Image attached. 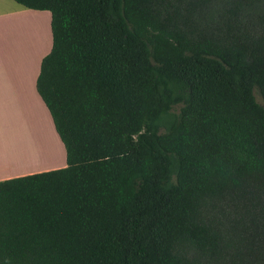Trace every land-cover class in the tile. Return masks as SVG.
Masks as SVG:
<instances>
[{
    "label": "trees",
    "instance_id": "1",
    "mask_svg": "<svg viewBox=\"0 0 264 264\" xmlns=\"http://www.w3.org/2000/svg\"><path fill=\"white\" fill-rule=\"evenodd\" d=\"M15 1L51 14L66 165L0 180V264L264 258V0Z\"/></svg>",
    "mask_w": 264,
    "mask_h": 264
},
{
    "label": "crops",
    "instance_id": "2",
    "mask_svg": "<svg viewBox=\"0 0 264 264\" xmlns=\"http://www.w3.org/2000/svg\"><path fill=\"white\" fill-rule=\"evenodd\" d=\"M46 11L29 8L15 0H0V180L66 165V156L65 161L59 163L56 159L31 162L29 159L36 157L34 151L37 148H30L32 142L27 136L28 127L24 129L22 126L23 122L29 124L36 121V115L40 114L45 119V112L49 113L36 90L41 59L50 51L52 44L51 14L47 15ZM42 14L47 19V27L45 30L42 28L38 37L32 38L30 42L27 27L24 31L17 28L19 19L23 15L43 17ZM33 53L36 54L34 58ZM37 109L39 112L35 114ZM49 116L46 115V119L52 121L50 113ZM13 133L20 135V138L13 139ZM24 154L32 156L25 158Z\"/></svg>",
    "mask_w": 264,
    "mask_h": 264
},
{
    "label": "rangeland",
    "instance_id": "3",
    "mask_svg": "<svg viewBox=\"0 0 264 264\" xmlns=\"http://www.w3.org/2000/svg\"><path fill=\"white\" fill-rule=\"evenodd\" d=\"M37 11H34V13ZM47 15L50 13L49 11H46ZM44 13V12H43ZM41 15V14H39ZM43 17L39 16H29L26 15L19 19V22L17 24V28L22 29L23 31L26 30L25 27H27L29 35H30V42L32 41V38L38 37L37 34H39L40 30L43 28V30L47 27V19H44V14H42ZM21 21V22H20ZM15 23L12 24V28ZM35 32V35L33 33ZM36 57V54L33 53V58ZM254 95L256 97V100L264 105V101L257 91V89H254ZM39 103H42L41 100H39ZM43 105V103H42ZM45 107V106H43ZM46 109V108H45ZM47 111V110H46ZM39 110H35L34 113L37 114ZM47 117L50 118L49 113L45 112ZM45 119L42 118L41 115H36V121L32 123H26L23 122V128L25 129V126L28 127L27 136L30 137V148H37L34 152L36 157L24 154L25 158L31 157L29 159L31 162H36L39 160V162H45L46 160L56 159L57 162H64L65 161V151L64 147L60 141V139L57 136V133L54 130V126L51 120L48 118ZM47 123V127H46ZM7 126V125H6ZM14 130L15 125L13 124ZM14 132V131H13ZM50 138L49 136V133ZM26 135L24 138L27 137ZM13 139L14 138H20V135L13 133L12 134ZM14 142H17L16 140H13ZM59 146V148L57 147ZM49 152V153H48ZM48 164V163H46ZM205 212L210 217H220L221 215L227 216V215H235L238 217V210L232 206V200L225 199V200H213L209 203H206L204 206ZM250 226V224H248ZM254 228V226L252 227ZM250 239V238H249ZM236 248L234 250H230L229 254L224 258V261H221L219 264H264V258H261L254 252L248 251L247 252V242H245L244 245H241L240 242L236 243Z\"/></svg>",
    "mask_w": 264,
    "mask_h": 264
}]
</instances>
